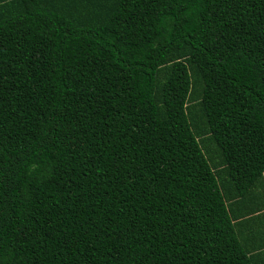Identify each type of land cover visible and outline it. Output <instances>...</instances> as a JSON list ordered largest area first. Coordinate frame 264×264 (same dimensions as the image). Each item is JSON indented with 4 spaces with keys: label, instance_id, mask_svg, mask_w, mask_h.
<instances>
[{
    "label": "trees",
    "instance_id": "trees-1",
    "mask_svg": "<svg viewBox=\"0 0 264 264\" xmlns=\"http://www.w3.org/2000/svg\"><path fill=\"white\" fill-rule=\"evenodd\" d=\"M0 264H264V0H0Z\"/></svg>",
    "mask_w": 264,
    "mask_h": 264
},
{
    "label": "rangeland",
    "instance_id": "rangeland-1",
    "mask_svg": "<svg viewBox=\"0 0 264 264\" xmlns=\"http://www.w3.org/2000/svg\"><path fill=\"white\" fill-rule=\"evenodd\" d=\"M261 225H262V223H260ZM261 226L259 225V228H260Z\"/></svg>",
    "mask_w": 264,
    "mask_h": 264
}]
</instances>
